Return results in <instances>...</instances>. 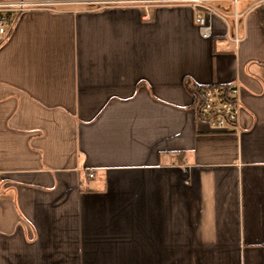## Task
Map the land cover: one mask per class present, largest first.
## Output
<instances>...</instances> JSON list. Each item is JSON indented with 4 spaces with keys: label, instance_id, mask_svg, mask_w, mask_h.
<instances>
[{
    "label": "crops",
    "instance_id": "obj_1",
    "mask_svg": "<svg viewBox=\"0 0 264 264\" xmlns=\"http://www.w3.org/2000/svg\"><path fill=\"white\" fill-rule=\"evenodd\" d=\"M114 1L0 36V264H264L258 9L213 3L204 38L189 5ZM187 83L237 85L238 131Z\"/></svg>",
    "mask_w": 264,
    "mask_h": 264
},
{
    "label": "built area",
    "instance_id": "obj_2",
    "mask_svg": "<svg viewBox=\"0 0 264 264\" xmlns=\"http://www.w3.org/2000/svg\"><path fill=\"white\" fill-rule=\"evenodd\" d=\"M231 1L236 6L240 1H252L253 7H264V0H164L165 3L184 4L196 10L195 23L200 34L204 38L211 36L210 17L221 16L213 3ZM104 4H116L114 0H102ZM61 4L50 0H0V36H6L13 28L17 16L27 10L54 6ZM235 19L239 14H233ZM234 41L238 44L240 39L235 36ZM191 92L195 97V110L198 120L206 122L211 130L219 133L237 132L241 106L239 102V87L235 84L224 86L220 84H208L205 86H191ZM94 177L93 173L88 175Z\"/></svg>",
    "mask_w": 264,
    "mask_h": 264
},
{
    "label": "rangeland",
    "instance_id": "obj_3",
    "mask_svg": "<svg viewBox=\"0 0 264 264\" xmlns=\"http://www.w3.org/2000/svg\"><path fill=\"white\" fill-rule=\"evenodd\" d=\"M61 5L67 9H92L106 4L102 0H60Z\"/></svg>",
    "mask_w": 264,
    "mask_h": 264
},
{
    "label": "trees",
    "instance_id": "obj_4",
    "mask_svg": "<svg viewBox=\"0 0 264 264\" xmlns=\"http://www.w3.org/2000/svg\"><path fill=\"white\" fill-rule=\"evenodd\" d=\"M258 11L260 13L261 20L264 24V7L258 8ZM190 86H191V83H187V87H190Z\"/></svg>",
    "mask_w": 264,
    "mask_h": 264
}]
</instances>
